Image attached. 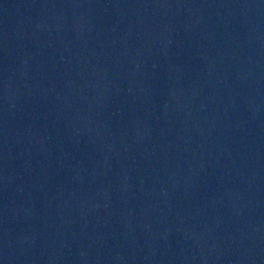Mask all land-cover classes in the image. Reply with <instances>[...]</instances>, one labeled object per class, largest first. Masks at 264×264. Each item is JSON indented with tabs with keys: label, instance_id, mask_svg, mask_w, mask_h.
Wrapping results in <instances>:
<instances>
[{
	"label": "water",
	"instance_id": "1",
	"mask_svg": "<svg viewBox=\"0 0 264 264\" xmlns=\"http://www.w3.org/2000/svg\"><path fill=\"white\" fill-rule=\"evenodd\" d=\"M0 264H264V0H0Z\"/></svg>",
	"mask_w": 264,
	"mask_h": 264
}]
</instances>
